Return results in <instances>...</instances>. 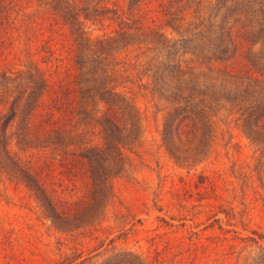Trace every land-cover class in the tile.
<instances>
[{"label": "trees", "instance_id": "trees-1", "mask_svg": "<svg viewBox=\"0 0 264 264\" xmlns=\"http://www.w3.org/2000/svg\"><path fill=\"white\" fill-rule=\"evenodd\" d=\"M127 79L167 103L174 161L203 153L219 107L264 156V0H0V171L60 232L102 219L140 133ZM258 247L249 264H264ZM102 264L143 263L124 251Z\"/></svg>", "mask_w": 264, "mask_h": 264}, {"label": "rangeland", "instance_id": "rangeland-1", "mask_svg": "<svg viewBox=\"0 0 264 264\" xmlns=\"http://www.w3.org/2000/svg\"><path fill=\"white\" fill-rule=\"evenodd\" d=\"M123 84L140 133L124 151L102 219L87 234L60 232L29 191L0 171V264H102L124 251L143 264H249L264 246L257 237L264 236L261 148L219 107L203 153L178 163L160 138L167 103L138 81ZM195 142L182 143L183 154Z\"/></svg>", "mask_w": 264, "mask_h": 264}]
</instances>
